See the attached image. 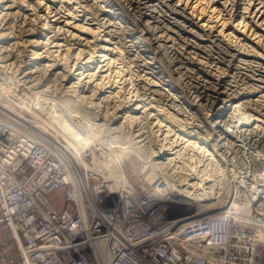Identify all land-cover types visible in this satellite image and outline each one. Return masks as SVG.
<instances>
[{"label":"bare ground","instance_id":"obj_1","mask_svg":"<svg viewBox=\"0 0 264 264\" xmlns=\"http://www.w3.org/2000/svg\"><path fill=\"white\" fill-rule=\"evenodd\" d=\"M18 1L19 9L25 8V11L32 12L28 18H23L22 15L21 22H27L29 19L27 22L29 27L26 29H24L26 24L18 23L20 30H16L18 26L14 20H18V13L0 9V38L13 40L22 38L12 43L14 45H11L12 51L7 52V55H3V52L9 46L2 50L3 42L0 45V68L3 70L0 73V107L19 122V125H12L14 133H20L21 136L30 139L48 138L58 143L72 178L80 180L81 169H92L103 174L106 179L114 180L111 188L124 194L123 190L133 188L124 170V164L136 157L140 162V175L151 186L149 189L151 193L160 194L164 189L173 191L176 199L185 201V208L188 213H193L191 215L223 208L231 195L234 180L238 179H235L238 171L229 168L227 164L226 154L231 140L222 141L227 138L230 131L228 126L231 123L240 124L241 130L236 133L237 136L235 135L238 138L236 142H239L236 146L240 151H248L246 154L251 159V163L253 162L252 166H255L252 167L254 170H249V173L257 172L262 167L264 101L257 102L251 97L261 93L259 96L264 98V0H110L106 5L109 10H103L101 5L93 0H84L85 5L81 0H12L8 7H13ZM7 4L8 2L3 5L7 6ZM46 9H53L52 12L55 14H58V10L65 9L72 13L73 18L78 12L86 16L92 15V21H98L93 27H87V32H91L93 38H97L100 35L98 32L100 28L106 25V22L99 20L101 15L113 17L116 14L115 10H118L117 17L121 16V18L120 21L115 22L119 27L105 34L111 37L102 40L105 42L104 50L96 51L100 42L92 45L89 41L82 44L84 48L77 46L74 49L70 42L76 34L68 29L67 35L62 30L63 26L57 27L56 23H51L47 19L48 16L42 19L41 10L46 11ZM13 14L14 17L11 18ZM121 19L128 20V24H131L128 30L132 44L129 47L135 48V52L126 57L124 55L127 52L123 54L125 50L122 49L125 47V41L124 43L122 41V44L121 41L111 42L117 38L122 40L125 34V32L117 34L122 31ZM6 25L8 26L4 29ZM79 27L86 29L84 24ZM111 31H114L113 35ZM23 33L26 35L23 36ZM8 36L11 37L7 38ZM26 36L31 37L24 39L23 37ZM133 38L140 41H134ZM3 39H0V42ZM169 42H171L170 46H168ZM20 44L26 46L30 44L29 47L33 49L28 51L19 49ZM41 44H44V48L47 47L44 51L47 52V56L53 57L52 60L47 58L48 64L45 63L47 60L41 61L42 63L35 62V59L43 54L38 48ZM51 44L54 46L49 47ZM88 44L89 53L86 54ZM107 44L114 45L113 48L120 50L118 57H114L115 54L105 47ZM167 46L174 54L182 56L181 58L186 54L184 48L190 50L185 56L190 65H201L200 57L206 56V59L216 63L217 70L224 75L219 73L216 75L211 70H207L208 74H213L212 83L193 84V82L189 83L190 80L186 82L183 78L188 73L183 72L180 69L182 67L175 68L172 64L173 60L171 63L173 67L163 61ZM53 48L56 50H50ZM161 51H165L164 55ZM25 53L30 58L25 57ZM145 53L152 54L153 57H150L151 59L143 57ZM13 58L15 59L12 61ZM126 58L129 61L127 66L124 64ZM96 59L100 60L92 68L91 64H95ZM148 59L151 61L148 62ZM104 62L106 63L100 66ZM152 63L154 65L158 63V66L152 67L158 70L156 76H160V79L161 76H168L171 81L168 84L171 86L170 90L177 91L180 95L176 94V96H180L183 102L177 101L165 88L156 85L155 79L148 78V82H145L146 80L139 82L132 78L142 75L133 73L131 64L145 68ZM206 63L209 64V61ZM120 64L124 65L118 67ZM98 68H104L100 71L102 75H98ZM242 70H246L247 73ZM36 74L40 75L36 76ZM47 75H54L56 83L61 86L59 89L56 85L60 90L56 94H51L52 82L44 81ZM127 80L129 83L124 85ZM230 80L236 84L235 88L230 86ZM238 81L242 83L238 84ZM21 88L24 92L19 91ZM239 88L242 92L235 93ZM148 91L154 95V98L149 97L148 102L143 99L135 101L134 109L125 107V103L121 100V102L114 100L127 92L128 98L125 97V100L130 102L134 97H145ZM198 99L208 102L209 105L206 104L208 108L205 109L214 117V120L210 118L214 125L208 124V127L200 125L203 120L194 123L195 116H198L203 107ZM220 102L222 104L217 105ZM226 103L231 107L227 104V108ZM14 105L30 111L42 120L55 132L52 133L54 137L47 135L45 137L41 135V131L36 133L35 129H22L27 117ZM34 105L46 111L48 115L40 116L31 108ZM242 106L245 108L244 112L241 111ZM195 107L197 108L194 109ZM229 107L238 113L235 115L230 113ZM192 109L194 111L191 112ZM204 118L208 117L205 115ZM254 124L262 128H257L259 130L254 129L255 127L250 128ZM212 127H220V134L224 135L219 137L215 135L216 133L213 134L215 131L211 133ZM234 127L235 125L232 128ZM243 145L248 147L245 148ZM88 151H92L94 155L95 151H100L102 159L94 156V161L88 163L85 158ZM256 152L258 155L255 154ZM238 156L240 157L239 154ZM241 161L244 162L243 159ZM113 169H117L118 172ZM263 175L253 176L255 177L252 186L255 190L254 199H244L245 203L241 205L244 208L253 200H258L257 196L263 191L259 187H264ZM243 176L239 182H243L245 179ZM159 183L163 186L160 187ZM237 203L233 202L231 208H236ZM195 204L198 210L196 213L193 212Z\"/></svg>","mask_w":264,"mask_h":264},{"label":"built area","instance_id":"obj_2","mask_svg":"<svg viewBox=\"0 0 264 264\" xmlns=\"http://www.w3.org/2000/svg\"><path fill=\"white\" fill-rule=\"evenodd\" d=\"M13 124L0 112V264H264V199L191 215L168 189L121 194L92 169L72 178L58 143Z\"/></svg>","mask_w":264,"mask_h":264},{"label":"rangeland","instance_id":"obj_3","mask_svg":"<svg viewBox=\"0 0 264 264\" xmlns=\"http://www.w3.org/2000/svg\"><path fill=\"white\" fill-rule=\"evenodd\" d=\"M12 0H0V6H1V8L0 9H3L5 12H12V13H18L19 14V16H18V20H14L15 21V23H16V26H18L17 24L19 23V25H21V23H23V22H21V21H23L22 19L24 18V17H29L30 16V14L32 13L31 11H25V8L24 9H19V7H17L18 6V4L20 3L19 1L13 6V7H8V5L10 4V2H11ZM73 1H75V0H73ZM82 1V3H83V5H85V3H84V0H81ZM93 1H95V3L96 4H100L101 5V8L103 9V10H109V7H107L106 5L110 2V0L108 1V0H93ZM8 2V4H7V6H4L3 4L4 3H7ZM100 5H99V7H100ZM59 7H60V5H58ZM74 7H77V6H74ZM45 8V6L43 7V9ZM85 8V10H88V8H86V7H84ZM82 9V8H81ZM80 8H79V10H81ZM53 10V9H52ZM52 10L50 9V10H48V9H46V11H44V10H41V13H40V15H43L42 16V19H45L46 18V16H48L47 17V19L48 20H50V22L51 23H56V25H57V27H59V26H63L62 27V30L64 31V32H66L67 33V35H68V33L69 32H67L68 31V29H70V30H73V34L75 33L76 35H74V38L72 39V41L70 42L72 45H73V48L74 49H76L77 48V46L79 47H82V48H84L85 46L84 45H82V44H85L86 42H88L89 41V44H92V45H95V44H97V43H99V46H97V48H96V51L97 50H104V43L105 42H102V40H104V39H109L111 36H108V35H105V34H108L109 32H110V30L111 29H113V30H115L116 28H118L119 27V24H116L115 22H118V21H120V18H121V16L120 17H117V12H118V10H115V16H113V17H111L110 15L108 16H106V15H101L100 17H99V20L100 21H102L103 23L104 22H106V25L105 26H103V27H101L100 28V30L98 31V32H100V35L97 37V38H93L92 37V34H91V32H87V27H93L94 25H96V23L98 22V21H96V20H93L92 21V15L91 16H86V15H84L82 12H78V13H76V16H75V18H73V15H72V13L71 12H69V11H66L65 9H61V10H58L57 12H58V14H55V12H52ZM24 11V12H23ZM48 11H49V13H48ZM25 12H27L26 14H25ZM22 15H24L23 16V18H22ZM25 15H28V16H25ZM14 17V14L11 16V18H13ZM19 17H21L20 19H19ZM10 17H8V19H9ZM81 20H83V21H81ZM123 22H122V24H121V26L123 25V27H121L122 28V31H120V32H118L117 34H122L123 32H125V34L122 36V40H120V39H118L116 36V38L117 39H115V40H112L111 42L112 43H115V41H121V44H122V41H123V43H124V41H125V47H122V49L123 50H125L124 52H123V54L125 53V52H127V54L125 53V55H124V57H126V56H128V55H130V54H133L134 52H135V48H132V47H129L131 44H132V38L130 37V31L128 30V29H130L131 28V24L129 25L128 24V20H125V19H121ZM128 21V22H127ZM27 22H29V19H28V21ZM27 22H24L23 24L25 25H27ZM80 22H82V23H80ZM126 22V23H125ZM4 23V22H3ZM14 23V22H13ZM22 24V25H23ZM32 24V23H31ZM81 24H84V26H86V29L85 28H81V27H79V26H81ZM8 25H6L5 26V28L4 29H6V27H7ZM38 26H40V24L38 25ZM118 26V27H117ZM128 26H130V27H128ZM29 26L27 25V26H25L24 27V29H26V28H28ZM0 28H1V26H0ZM17 31H19L20 30V28H19V26L17 27V29H16ZM125 30V31H124ZM128 30V31H127ZM24 34L26 35V33H23V36H24ZM114 34V31H111V35H113ZM12 36V35H11ZM11 36H8L7 38H9V37H11ZM124 36H125V38H124ZM31 36H26V37H23L24 39H27V38H30ZM87 37V38H86ZM153 37H155V36H153ZM60 38H63L62 36H60ZM0 39H3V37H1ZM163 39V38H162ZM15 40V41H14ZM14 40L13 39H6V38H4L1 42H0V45H1V43H2V45H3V48H1L2 50H4V48L5 47H10V50H9V47L8 48H5L6 50H8V51H6V50H4V52H3V55L5 54V55H7L8 53H10L12 50H11V45H13L14 44V42H16V41H19V40H22V38H14ZM80 40V41H79ZM133 40L134 41H140V40H135V38H133ZM9 41V42H8ZM77 41H79V42H77ZM82 42V43H81ZM13 43V44H12ZM63 43V42H62ZM161 43H163V41H161ZM89 44L87 45V47H86V50H85V52H86V54H88L89 52H88V46H89ZM120 44V43H119ZM5 45V46H4ZM44 44H41L40 45V47H38V48H40V51L41 52H43V54L41 55V57L40 58H38V59H35V62H38V61H45V60H47V58L48 59H50V60H52L53 59V57H48L47 56V52L45 53L44 51L47 49V47L46 48H44V46H43ZM128 45V46H127ZM171 45V42H169L168 43V46H170ZM180 45V44H179ZM14 46V45H13ZM22 46V47H21ZM30 46V44L28 45L27 44V46L26 45H23V44H20V46H19V49L21 48V49H26L27 51L28 50H31V49H33L32 47H29ZM51 46H54L53 44H51L49 47H51ZM167 46V47H168ZM23 47H25V48H23ZM79 47V48H80ZM93 47V46H92ZM107 49H109L110 51H112V54L114 53L115 55H113L114 57H118L119 55L118 54H120V50L118 49V48H113L114 47V45H106L105 46ZM181 47V46H180ZM125 48V49H124ZM129 48V49H128ZM16 49V48H15ZM14 49V50H15ZM127 49V50H126ZM165 49V48H164ZM163 49V50H164ZM169 49H171V48H166V54L164 55L163 53H165V51L164 52H162V54L164 55L163 56V61L165 62V63H167V65L168 66H171V67H173V66H175V68H177V67H182V68H180L183 72H187L188 74H186L185 76H184V78L183 79H185L186 80V82L187 81H191V82H189V83H192L193 82V84H198V82L200 83V84H202V83H212L213 82V74H211V73H209L208 74V71L207 70H211L213 73H216V75H224V74H222V72L220 71V70H217V68H216V63H212V61H211V59L209 60V59H206V56H205V58H202V57H200L202 60V62H200L201 63V65H197V66H195V65H190V63H189V60L188 59H186V54H189V52L188 51H190V50H188V49H186L185 50V48H184V50L183 51H186V54H185V56H184V58H181L182 56H177V53H175L174 54V52H172L171 50H169ZM50 50H56V48L54 49H50ZM129 50V51H128ZM170 51V52H169ZM174 51V50H173ZM8 52V53H7ZM88 52V53H87ZM168 52V53H167ZM171 55H170V54ZM173 54V55H172ZM25 55V57H27V58H30L29 56H27L28 54L27 53H25L24 54ZM96 55H99V53H96ZM101 55V54H100ZM143 57H153L152 56V54H149V53H145V54H143ZM169 57V58H168ZM179 57H180V59H179ZM150 58V59H151ZM171 58V59H170ZM175 58H176V60H175ZM199 58V59H200ZM15 58H13L12 59V61L14 60ZM150 59H148V62H150L151 60ZM98 60H100V59H96L95 60V64H91V66H92V68L94 67V66H96L97 65V61ZM101 60H103V59H101ZM172 60H173V63H172ZM175 60V61H174ZM119 61H121V60H119ZM118 61V62H119ZM180 63H179V62ZM209 61V64L208 63H206V62H208ZM124 64H126V66H127V64H128V58H126L125 60H124ZM186 62V63H185ZM42 63V62H41ZM45 63H49V61L47 60V61H45ZM106 62H104V63H101L100 64V66H102V65H104ZM174 64L173 66H172V64ZM182 63V64H181ZM124 64H120V65H118V67L119 66H121V65H124ZM157 64V65H156ZM155 65L152 63L150 66L149 65H146L145 66V68L144 67H141V68H139V67H136L135 66V64H131V67H132V70H133V73H136V74H140V75H142V76H139V77H137L136 78V76H133L132 78L133 79H136V80H138L139 82L140 81H145V82H148L147 81V79L148 78H151V80H153V79H155V84L156 85H158V86H161L162 88H165V90L168 92V93H170L174 98H176V100L177 101H180V102H183V100L180 98V96L178 97V96H176V94H178L177 93V91H171L170 90V87L171 86H169L168 84H170V79H169V77L168 76H161L162 78L160 79V76H156V74H157V72H158V70L157 69H152V67L153 66H158V63H156ZM177 64V65H176ZM187 65V66H185V65ZM116 65V64H115ZM129 65V64H128ZM181 65V66H180ZM177 66V67H176ZM186 68H185V67ZM41 68V67H40ZM106 68V67H105ZM104 68H102V69H97V71L99 72L98 73V75H102L101 73H100V71L101 70H103ZM190 69H192V70H190ZM214 69V70H213ZM188 70V71H187ZM152 71H154L155 73H153ZM215 71V72H214ZM3 72V70H2V68H0V73H2ZM77 72V71H76ZM127 72V71H126ZM190 72V73H189ZM206 72V73H205ZM242 72H246L247 73V71L246 70H242ZM43 73V72H42ZM219 73V74H218ZM189 74H190V76H189ZM38 75H40V74H36V76H38ZM44 76H45V74H43ZM209 75V76H208ZM189 76V77H188ZM212 78H211V77ZM54 78V80H53V78ZM229 76H227V78H228ZM45 79H44V81L46 80V82H52V85H53V87H52V92H51V94H56V92H59L60 90V88H61V86H59V83H56L57 82V80L55 81V77H54V75H47L46 77H44ZM48 78V79H47ZM128 78H129V76H128ZM144 78V79H143ZM226 78V79H227ZM38 79V78H37ZM123 79H125V77H123ZM212 81H211V80ZM43 80V79H42ZM53 80V81H52ZM149 80V79H148ZM184 80V81H185ZM231 80H234V78L232 79L231 78ZM229 81V83H230V86H232V88H235V86H236V84L234 83V82H232V81ZM54 81H55V86H54ZM120 82H122V81H120ZM129 83V80H127L126 82H125V84L124 83H122V85L124 84V85H127ZM241 84L242 82L241 81H238V84ZM51 84V83H50ZM56 85H58V88H57V86ZM242 86V85H241ZM127 87V86H126ZM129 88H130V86H129ZM242 88V87H241ZM14 89H16V88H14ZM22 89L23 88H21L19 91L20 92H24V91H22ZM193 90H194V88L192 89V92H193ZM106 91H110L109 89H106ZM122 92H123V90H122ZM142 92V91H141ZM231 92V91H230ZM229 92V93H230ZM236 92H242V91H240V88L239 89H237L236 91H235V93ZM256 92H257V90H256ZM256 92H252V94H256ZM127 94V92H125L121 97H119V98H116V99H114L115 101H118V102H123V103H125V107H127L128 109H134L135 108V104H134V102L135 101H137V100H144L145 102H148V100H150L151 98H154V95H151L150 94V92L148 91L147 93H146V96L145 97H143V98H140V97H138V98H136V97H134V98H132V99H130V100H132V101H128V100H125V97L126 98H128V95H126ZM140 94V93H139ZM138 94V95H139ZM86 95H88V93L86 94ZM108 95V94H107ZM178 95H180V94H178ZM194 96H195V93L193 94ZM259 95H261V93H259ZM259 95H257V96H252L251 97V99H254L255 101H257V102H263L264 101V98H261ZM101 97H103V96H101ZM149 97H150V99H149ZM260 99H259V98ZM96 98V97H95ZM155 99H156V97H155ZM263 99V100H262ZM87 101H89L88 99H86ZM121 100V101H120ZM199 100V99H198ZM259 100V101H258ZM127 101V102H126ZM170 103V102H169ZM168 103V104H169ZM202 103V108H201V110H200V112L198 113V116H199V118H197L196 116H195V120L194 119H192V122H193V120H194V123H199L201 120H203V121H201L200 122V125H207L206 127H208V124H212V125H214L213 124V120H214V117L213 116H211L210 114H211V112L209 113L208 112V110L207 109H205V108H208L207 106H206V104L207 105H209L208 104V102H206V101H204V100H199V104H201ZM184 105H186L185 103H183ZM194 104V103H193ZM220 104H222V102H220V103H218L217 105H220ZM227 104L228 103H226V107L228 108V106H230V104H228V106H227ZM128 105H129V107H128ZM204 105H205V107H204ZM15 106V108L18 110V111H22L23 112V114L27 117V120H26V118H25V124H24V127H26L25 129H30V130H32V129H35V132L36 133H38V131L41 133V135H45V137H46V135L48 136V137H54V135L52 134V133H54L55 134V132L50 128V127H48L47 125H45L43 122H42V120H40V119H38L37 117H35V115H33L30 111H28V110H26V109H21L19 106H17V105H14ZM29 107H30V105H29ZM231 107V106H230ZM230 107H229V110L228 111H230V113L232 112V114H237L238 112H234V110L233 109H230ZM31 108L34 110V111H36L40 116H42V117H46L47 115H48V113H46V111H43L42 109H40V108H38V107H35V105L34 106H31ZM197 107H195L194 109H196ZM194 109H192L191 110V112L192 111H194ZM132 111V110H131ZM143 111V110H142ZM141 111V112H142ZM202 111H204V113H202ZM241 111L242 112H244L245 111V108H244V106H242V108H241ZM0 112H2V113H5V114H7L6 113V110H4L2 107H0ZM203 114V116H202V114ZM206 113H209L208 115L206 114ZM229 113V114H230ZM200 115H201V117H200ZM205 115L209 118V122L207 121V119H205L204 117H205ZM7 116L8 117H11L9 114H7ZM186 116V115H185ZM191 116V115H190ZM210 116V117H209ZM12 118V117H11ZM210 118H212V119H210ZM198 119V120H197ZM211 120V121H210ZM236 120V119H235ZM23 121V120H22ZM229 121H232L231 119H229ZM206 122H207V124H206ZM238 124V123H237ZM235 124V123H231V124H229L230 126H228V130H230L231 131V129H232V131L230 132L229 131V133H228V135H227V138L226 139H222V141H224V140H227L228 142L231 140V142H230V145H229V148H227V154H226V157H227V160H228V166H229V168H235L236 169V171H238L237 172V177L235 178V179H237V180H234V182H233V188H232V192H231V195H230V197H229V199H231V198H235L236 196H241L243 199H254V192H255V190H254V188L252 187L253 186V184H254V178L255 177H253L255 174H264V164H262V167H260V169L256 172V171H250V173H249V170H254V169H252V167H255L254 165L252 166V163H251V159L248 157V155L246 154V153H248V151H240V150H238V146H236V144H238L237 142H236V140L238 139L237 137H235V135H236V133H238V131H240L241 130V128H240V124ZM211 125V126H212ZM235 125V127L234 128H232L233 126ZM21 126V125H20ZM232 126V127H231ZM205 127V128H206ZM253 127H255L254 129H256V130H259L260 129V125L258 126L257 124H254L252 127H250V128H253ZM218 128V129H217ZM237 128V129H236ZM257 128H259V129H257ZM262 128V127H261ZM212 130H211V133H213L214 131V133L213 134H215V135H217V136H219V137H221V136H223V135H221L220 134V131H221V129H220V127H212L211 128ZM243 129H246L245 127H243ZM218 132H217V131ZM235 132H234V131ZM233 132H234V134H233ZM39 133V134H40ZM232 133V134H231ZM213 134H212V136H213ZM232 135H233V137H232ZM237 136V135H236ZM229 137V138H228ZM47 140H48V138H46ZM234 140V141H233ZM222 146V145H221ZM232 146V147H231ZM245 148L246 147H248V146H246V145H243ZM60 147V146H59ZM231 147V148H230ZM234 147V148H233ZM235 147H237V148H235ZM61 149V148H60ZM236 150H237V152H236ZM238 151H239V153H238ZM242 152V153H241ZM236 153H238L239 155H240V157L238 156V154H236ZM87 155L85 156V158H86V160H87V162L88 163H92L93 161H94V156H97V158H99V159H102V158H100V151H95V155H94V153L92 152V151H88L87 153H86ZM244 154H246V156L244 155ZM256 155H258L257 154V152L255 153ZM228 155V156H227ZM243 155V156H242ZM236 156H237V158H236ZM245 157V158H244ZM229 158H230V160H229ZM246 158H248V159H246ZM257 158H259V156H257ZM238 159H239V161H241L242 159L244 160V162H239L238 161ZM234 160V161H233ZM246 160V161H245ZM233 161V162H232ZM249 161V162H248ZM230 163V164H229ZM244 163V164H243ZM246 163H247V165H246ZM139 164H140V162H139V160L136 158V157H134L133 159H131V160H129V161H127L125 164H124V170H125V172H126V174H127V176H128V178H129V180H130V182L132 183V185H133V187H134V189L136 190V191H141L142 190V187H144V186H146V187H150V185L146 182V181H144L143 180V176L142 175H140V168H139ZM233 165V166H232ZM235 165V166H234ZM239 166V168H238V166ZM236 166H237V168H236ZM241 166V167H240ZM243 166V167H242ZM248 166V167H247ZM245 168V169H244ZM248 168V169H247ZM234 169V170H235ZM238 169V170H237ZM242 169H244V170H242ZM116 173L118 172V170L117 169H113ZM243 171H245V172H243ZM248 171V172H247ZM255 172V174H251V173H254ZM243 173V174H242ZM248 174V175H247ZM238 175H240V176H238ZM245 177H244V176ZM246 175H247V177H246ZM244 177L245 179V181L243 180V182L241 181V182H239V179L241 178V177ZM251 176V177H250ZM231 176H228V178H230ZM253 177V178H252ZM259 177V176H258ZM262 176H260L259 178H261ZM263 177H264V175H263ZM243 178H241V180H242ZM249 182H248V181ZM258 184V183H257ZM150 189V188H149ZM259 189H262L263 191H262V193H260L257 197H258V199H264V187H259ZM58 196V195H57ZM57 196L56 195H53L52 196V199L53 200H56V199H58L57 198ZM228 199V202H227V204L225 205V206H228L229 204H230V200ZM255 199H257V198H255ZM56 204L59 206V207H61L62 206V204H61V202L58 200H56ZM236 207V206H235ZM198 210H197V205L195 204V207L193 208V212L194 213H196ZM190 214H193V213H190ZM201 214V213H200ZM0 236L4 239V240H6V241H10V236L8 235V233L6 232V231H2V229L0 228Z\"/></svg>","mask_w":264,"mask_h":264},{"label":"crops","instance_id":"obj_4","mask_svg":"<svg viewBox=\"0 0 264 264\" xmlns=\"http://www.w3.org/2000/svg\"><path fill=\"white\" fill-rule=\"evenodd\" d=\"M61 204H62L61 207H64L65 204L62 203V202H61ZM0 228L2 229V231H6V232H7V229H6L4 226H0ZM7 233H8V232H7ZM7 242H8V241H7Z\"/></svg>","mask_w":264,"mask_h":264}]
</instances>
